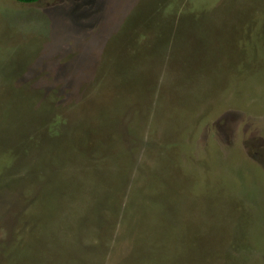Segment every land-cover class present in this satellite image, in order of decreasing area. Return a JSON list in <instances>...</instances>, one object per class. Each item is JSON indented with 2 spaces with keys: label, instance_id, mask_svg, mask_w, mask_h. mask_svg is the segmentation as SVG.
I'll return each instance as SVG.
<instances>
[{
  "label": "rangeland",
  "instance_id": "1",
  "mask_svg": "<svg viewBox=\"0 0 264 264\" xmlns=\"http://www.w3.org/2000/svg\"><path fill=\"white\" fill-rule=\"evenodd\" d=\"M0 264H264V0H0Z\"/></svg>",
  "mask_w": 264,
  "mask_h": 264
},
{
  "label": "trees",
  "instance_id": "2",
  "mask_svg": "<svg viewBox=\"0 0 264 264\" xmlns=\"http://www.w3.org/2000/svg\"><path fill=\"white\" fill-rule=\"evenodd\" d=\"M16 1L23 3H31V2H35L36 0H16Z\"/></svg>",
  "mask_w": 264,
  "mask_h": 264
}]
</instances>
